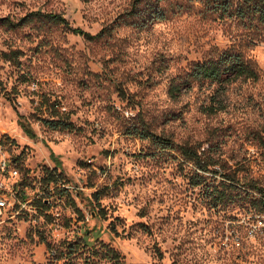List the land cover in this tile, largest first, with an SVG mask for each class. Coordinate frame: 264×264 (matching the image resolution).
Returning <instances> with one entry per match:
<instances>
[{"label": "rangeland", "instance_id": "374dc122", "mask_svg": "<svg viewBox=\"0 0 264 264\" xmlns=\"http://www.w3.org/2000/svg\"><path fill=\"white\" fill-rule=\"evenodd\" d=\"M134 2L0 0V77L12 98L0 89V158L38 206L0 210V264H264V212L239 189L234 202L212 199L221 164L264 185V31L202 0H142L138 15L166 17L137 26ZM36 10L108 29L89 40L22 20ZM231 46L257 62L258 79L184 81L193 62ZM12 49L18 60L2 55ZM52 110L74 126L46 125ZM143 124L174 147L141 137ZM181 146L218 164L197 170ZM47 169L62 172L59 186L38 183Z\"/></svg>", "mask_w": 264, "mask_h": 264}, {"label": "trees", "instance_id": "16d2710c", "mask_svg": "<svg viewBox=\"0 0 264 264\" xmlns=\"http://www.w3.org/2000/svg\"><path fill=\"white\" fill-rule=\"evenodd\" d=\"M141 1L142 0H135L131 10L127 13V15H137V17H139L138 21L136 19H131L134 20L132 22L135 25L146 26L148 22H152L154 19L160 20L166 17L163 12L157 11L155 15H151L153 16L152 18H147V21L145 19L146 17L143 18V16L138 15L142 12V9L139 8ZM202 1L205 5V8L210 13H217L221 18L238 19L241 25L247 30L264 31V0ZM28 17H37L40 20H47L53 23H63L75 33L81 34L89 40L103 37L108 29L103 28L99 32L92 34L79 26L71 25L68 18L64 16V14L58 12H43L40 10L31 11L27 14V17H23L22 20H25ZM17 24L19 23L17 22L16 25ZM18 53V50L12 49L10 51L2 52V55L7 59L18 60ZM260 74L261 72L257 62L252 57L248 56L241 48L231 46L229 48L218 50L215 54H211L202 60L193 62L184 81L188 83L192 80H209L212 82L222 83L241 77L246 79H258ZM179 88L180 87L177 84L173 83L170 87V90L171 92L175 93ZM0 89L5 91L7 98L12 99L6 90L1 77ZM120 90L122 92V89ZM42 120L46 125L54 129H68L74 126L73 122L69 120V118L63 117L53 110L50 112L48 117H42ZM25 130L27 131V129ZM137 131L140 132L141 137L150 138L153 142L159 144L160 148L174 147L173 143L169 139L154 133L147 126V124H143L142 127ZM180 149L184 158L187 161L193 163L197 170L209 171L211 170L212 166L218 164V161L214 157H210L209 159L204 158L202 153H200L199 150L194 147L181 146ZM219 166L222 171L214 168V172L220 171L222 176L226 178V181H220L219 185L214 186L212 189V199L214 200V205H218L221 202H234L236 200L235 191L239 189L241 191V199H249L259 212H264V185H260V183L255 179L242 181L238 171L228 169L223 164ZM61 175L62 172L58 174L55 169H47L45 174H43L40 178L41 185L43 184L44 186V182L47 185L51 182H53L55 185H58ZM201 178H203L202 174L197 175L195 183L201 184V182H203ZM253 192H258L259 196H255ZM94 194H97V192ZM46 203L47 202L44 201V206H46ZM111 250L113 251V249H110L109 254L112 253ZM51 253L55 254L56 249L51 248Z\"/></svg>", "mask_w": 264, "mask_h": 264}, {"label": "built area", "instance_id": "2783aa9c", "mask_svg": "<svg viewBox=\"0 0 264 264\" xmlns=\"http://www.w3.org/2000/svg\"><path fill=\"white\" fill-rule=\"evenodd\" d=\"M0 173V210L8 207V209L14 210L17 214L28 212L29 215H33L32 212L35 213L38 206L36 205V208H32L33 200L27 197L26 191L19 187L20 171L17 165L4 157L0 158ZM6 175H9L13 180L8 179ZM38 183L41 185L40 179ZM50 227L54 230L60 228L57 218L51 221Z\"/></svg>", "mask_w": 264, "mask_h": 264}]
</instances>
